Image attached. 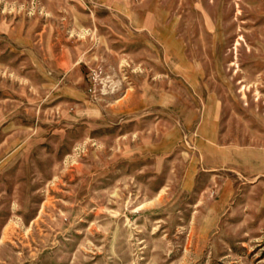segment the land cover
<instances>
[{"label": "rangeland", "instance_id": "rangeland-1", "mask_svg": "<svg viewBox=\"0 0 264 264\" xmlns=\"http://www.w3.org/2000/svg\"><path fill=\"white\" fill-rule=\"evenodd\" d=\"M0 264H264V0H0Z\"/></svg>", "mask_w": 264, "mask_h": 264}]
</instances>
